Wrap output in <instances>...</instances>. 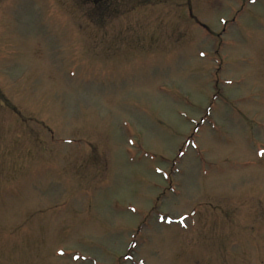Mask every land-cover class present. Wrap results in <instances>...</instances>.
<instances>
[{
    "label": "rangeland",
    "instance_id": "obj_1",
    "mask_svg": "<svg viewBox=\"0 0 264 264\" xmlns=\"http://www.w3.org/2000/svg\"><path fill=\"white\" fill-rule=\"evenodd\" d=\"M0 264H264V0H0Z\"/></svg>",
    "mask_w": 264,
    "mask_h": 264
}]
</instances>
